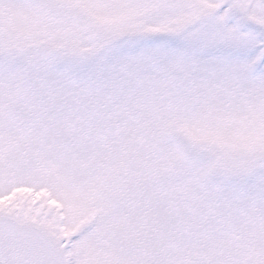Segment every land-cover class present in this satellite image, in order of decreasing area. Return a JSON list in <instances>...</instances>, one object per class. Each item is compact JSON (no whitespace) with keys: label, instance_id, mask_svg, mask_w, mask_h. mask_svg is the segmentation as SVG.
I'll use <instances>...</instances> for the list:
<instances>
[{"label":"snow or ice","instance_id":"6c2138e0","mask_svg":"<svg viewBox=\"0 0 264 264\" xmlns=\"http://www.w3.org/2000/svg\"><path fill=\"white\" fill-rule=\"evenodd\" d=\"M0 264H264V0H0Z\"/></svg>","mask_w":264,"mask_h":264}]
</instances>
